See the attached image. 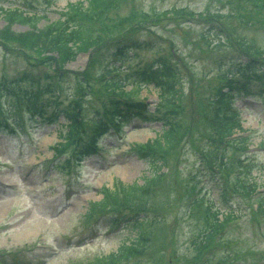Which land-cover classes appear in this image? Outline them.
I'll use <instances>...</instances> for the list:
<instances>
[{"label": "rangeland", "instance_id": "rangeland-1", "mask_svg": "<svg viewBox=\"0 0 264 264\" xmlns=\"http://www.w3.org/2000/svg\"><path fill=\"white\" fill-rule=\"evenodd\" d=\"M22 3L44 14L37 28L62 22L66 30L76 31L87 25L69 20L71 6H84L85 0H0V8H21ZM91 25L90 46L76 49L60 73L44 62L54 53L32 42L0 40V117L6 114V85L11 86L10 104L26 106L23 95L33 91L53 107L45 117L58 113L52 124L34 123L21 106L24 133L0 134V264H93L134 239L135 231L117 222L120 214L88 216L89 207L106 190H117L118 183L143 185L152 166L133 149L159 140L164 120L182 134L163 154L166 164H155L165 171L163 181L146 191L150 249L142 261L126 264H264L263 84L244 82L245 74L237 72L250 65L247 59L251 68L264 70V10L247 0H119ZM4 26L0 12V30ZM10 29L24 34L28 26L13 24ZM130 48L122 60L119 54ZM89 59L92 67L82 74ZM115 59L117 70L102 76ZM153 66L176 76L178 97L165 102L159 88L136 82L135 72ZM229 77L238 82L229 84ZM115 83L123 94L115 92ZM243 83L251 84V90L233 87L227 114L221 116L217 97L228 93V86ZM125 104L140 106L143 120L133 117L117 126L116 115L106 116L114 106L121 116L134 113ZM74 108L81 144L73 139L60 149L71 133L62 112ZM222 118L240 121L237 137H247L249 150L229 149L226 165L213 174L199 155L215 153L212 140ZM97 119L104 126L96 136L99 153L73 156L85 143L95 144ZM107 128L110 136L101 139ZM56 150L59 157L53 156ZM144 156L158 157L150 152ZM206 205L220 211L224 227L213 231L203 248L193 241L206 226ZM109 223L116 224L112 230H107Z\"/></svg>", "mask_w": 264, "mask_h": 264}, {"label": "trees", "instance_id": "trees-1", "mask_svg": "<svg viewBox=\"0 0 264 264\" xmlns=\"http://www.w3.org/2000/svg\"><path fill=\"white\" fill-rule=\"evenodd\" d=\"M119 0H85V5L83 6L81 3L71 6L72 12L69 13V20L73 19V22L77 24V22L82 23L85 22L87 25H78L79 29L76 31H68L64 28V23H53L47 24L42 28H37V24L44 18V15H40L35 13L33 7L29 3H22V9L16 7L13 9L2 10L3 20L5 21V26L0 30V40H4L5 42H32V45L38 46L39 50H45L52 52L58 58V61L46 59L45 63H48L47 67L51 68L53 71H60L63 69L67 61L75 58L74 53L76 49L82 50L87 49L90 46V42L92 40V25L96 23L104 13L107 11L108 7L115 4ZM250 5H254L260 9L264 10V0H247ZM25 10L31 11V13L26 12ZM132 15V14H131ZM142 16L147 17L146 14ZM141 16V17H142ZM133 17V16H132ZM78 19V20H77ZM89 23V24H88ZM13 24L26 25L29 27V31L24 34H16L12 32L10 27ZM78 42L80 43L79 47H74V44ZM117 48L121 45L120 43L116 44ZM131 49H126V51H122L119 54V57L123 59L127 58V54ZM117 60V59H115ZM57 61V65L55 66ZM250 65L239 66L237 72L244 73L245 79L252 81L254 84H263V91L259 93V95L264 94V70L258 67L251 68V61L247 59ZM54 64V65H52ZM92 67V59H89L87 66L82 74H85ZM156 67H148L144 72H135L134 77L138 78L136 82H145L148 84H153L155 87L159 88L161 98L164 99L165 102L170 101L173 97L179 96V91L177 89L176 76L166 67L161 68V71L155 70ZM117 70L115 62L110 63L104 68V72L102 76H110L112 72ZM131 75H125V80H129ZM113 77L111 80H114ZM237 81L235 78L229 77V84ZM239 80V79H238ZM238 82V81H237ZM236 84V83H235ZM228 86L227 92L220 93V97H217L218 102L217 105L221 106L222 113L221 116H225L229 109V105L231 103V98L233 94V87L237 89L244 88L243 91L249 92L251 90V84L245 86L244 83L239 88L236 85ZM113 87H116L115 92L123 94L122 86L119 83H115ZM7 94L11 92V86L5 87ZM235 89V90H237ZM42 98L40 93L34 92L25 95V103L26 106L21 105L16 101L8 108V117L3 115L2 119H0V132H8L12 133L14 131L20 132L23 130L21 127V113L26 110L32 120L34 122L42 121L45 118V112L49 108V105L45 104L44 101H39ZM169 99V100H168ZM134 109V113L120 115V110H117V107H111V112H106V116H118L120 121L123 123L124 121H128L130 117L137 116L143 120V116L140 111H143L138 105H129ZM23 106V108L21 107ZM116 109V110H114ZM144 113V112H143ZM1 114H3L1 112ZM67 118L70 123L75 125L77 120L76 109L74 108L72 113L67 114ZM48 121H52L51 118L48 117ZM120 121H117V126H119ZM99 121L95 122V126L98 131H93V137H95L101 132L99 127ZM121 123V124H122ZM216 123V122H215ZM220 124L216 131V137L212 140V144H215V153L213 155H204L200 153L199 160L202 161L210 171H214L217 167H222L226 165V157L228 150H232L233 152H237L244 147L246 150L248 146V139L246 137L238 138L235 137V132L240 131V122L229 120L222 118V121L218 122ZM163 125H165V129L162 130L161 138L155 139L149 143L141 145L137 149H133L134 153L137 154L140 158L147 160L153 169L156 171L159 170V165H155L157 163H161L162 165L166 164L163 154L165 151L171 149L176 141V138L182 134V129L177 126H173L168 121L164 120ZM102 129V128H101ZM68 134L65 138V142L63 145L59 146L60 149L67 147L69 142L73 139L79 142V134L81 131L76 127H70ZM81 135V134H80ZM171 138V140H170ZM173 138V141H172ZM77 142V144H79ZM221 149V150H219ZM97 151V147L93 142L88 143L83 148H78L72 152L73 156L78 157L81 154L85 153V155H90ZM156 153L158 157L155 160V157L148 159L144 156V153ZM219 153V154H218ZM55 154H60L58 150H56ZM165 173H155L153 177L147 178L145 183L142 186L138 185H127L119 184L118 190L108 191L106 190L103 193V198L98 203H92L89 207V214L94 215L96 213L102 212H110V213H118L120 212L122 215V222L129 223L132 227L138 230V235L135 240H133L129 245L120 246L116 252L110 253L102 258H96L93 264H126L130 260L136 259L137 261H142L143 255L149 250L150 244V233L147 231V225L149 224V206L147 204L148 197L146 195V191L156 182L163 181ZM108 208V209H107ZM207 213V225L202 230L203 241L205 243L211 240L212 232L224 225L221 219H218L217 216L211 215V211L208 208L206 210ZM112 222V221H110Z\"/></svg>", "mask_w": 264, "mask_h": 264}]
</instances>
